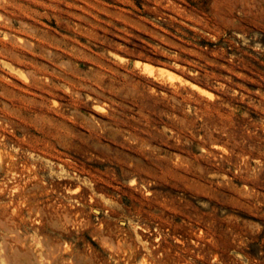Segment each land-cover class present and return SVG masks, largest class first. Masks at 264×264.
I'll return each mask as SVG.
<instances>
[{"label":"rangeland","instance_id":"374dc122","mask_svg":"<svg viewBox=\"0 0 264 264\" xmlns=\"http://www.w3.org/2000/svg\"><path fill=\"white\" fill-rule=\"evenodd\" d=\"M0 247L264 264V0H0Z\"/></svg>","mask_w":264,"mask_h":264},{"label":"bare ground","instance_id":"6f19581e","mask_svg":"<svg viewBox=\"0 0 264 264\" xmlns=\"http://www.w3.org/2000/svg\"><path fill=\"white\" fill-rule=\"evenodd\" d=\"M143 69L146 71V72H148V73H154V71L155 70H160V71H162V72H165V73H168L169 75H170V77H174V74L173 73H171L170 71H168V70H165V69H163V68H157V67H154V66H152V65H150V64H143ZM192 87L193 88H195V89H197L200 93H202V94H205V95H211V93L209 92V91H207V90H205V89H203V88H201V87H199V86H196V85H193L192 84ZM3 222V221H2ZM1 222V223H2ZM7 222V221H6ZM13 230V229H12ZM11 230V231H12ZM14 231H16V230H14ZM17 232V231H16ZM5 235H4V238H2V240H5ZM14 239V238H13ZM17 239V241H18V238H16ZM20 240V239H19ZM21 241V240H20ZM26 241V240H25ZM2 243H4V242H2ZM9 243V242H8ZM19 244V243H18ZM4 245H5V243H4ZM14 245V244H13ZM20 245V244H19ZM7 246V245H6ZM1 248V247H0ZM58 248V247H57ZM59 249V248H58ZM58 249H56V250H58ZM2 250H3V248H2ZM32 250V249H31ZM31 250H30V252H31ZM55 250V249H54ZM13 251H14V249H13ZM7 252V251H6ZM53 252V251H52ZM59 251H57V253H58ZM60 252H62V251H60ZM20 253V252H19ZM55 254V253H54ZM54 254H53V256L52 257H56V256H54ZM59 254V253H58ZM25 255V254H24ZM45 255H47V254H45ZM20 256V255H19ZM19 256H17V255H10V254H0V263L1 264H29V262L28 261H30L29 259H27V258H25V256H24V258L22 257L21 258V256L19 257ZM65 256H66V254H64V253H62V255H61V257H62V259H64L65 258ZM50 258V257H49ZM51 259V258H50ZM55 259V258H54ZM37 260V259H36ZM35 260V261H36ZM41 260V259H40ZM56 260V259H55ZM45 261V260H44ZM50 261V260H49ZM51 261L53 262V259H51Z\"/></svg>","mask_w":264,"mask_h":264}]
</instances>
